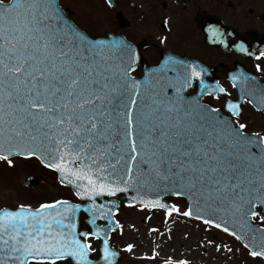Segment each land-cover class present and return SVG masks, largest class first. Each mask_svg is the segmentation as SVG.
Returning a JSON list of instances; mask_svg holds the SVG:
<instances>
[{"label": "snow or ice", "instance_id": "obj_1", "mask_svg": "<svg viewBox=\"0 0 264 264\" xmlns=\"http://www.w3.org/2000/svg\"><path fill=\"white\" fill-rule=\"evenodd\" d=\"M209 31L220 36L215 28ZM236 48L248 51L243 43ZM127 49L124 41H87L61 23L55 0H0V161L12 166L13 156L38 158L59 174L62 184L72 185L76 196L93 200L90 212L96 208V196L127 192L131 181L139 183L144 175L140 166L147 165L149 178L178 180L210 202L208 206L216 205V210L238 218L235 222L242 230L257 231L251 219L259 216L264 221V215L253 210L256 204L264 205V136L246 135L243 123L232 127L231 122L215 119L216 108L198 103L185 107L179 95L163 100L152 93L151 104L144 105L147 111L134 114L143 87L128 75L135 56L129 55L125 67L116 66L119 76L109 62L120 59L115 53L123 56ZM203 71L195 64L184 65L180 86L173 85L177 94L200 79ZM200 83L208 87L203 80ZM226 107L238 115V104L230 102ZM140 204L223 227L194 215L192 206L181 212L159 199H142ZM80 207L56 200L35 210L23 204L15 211L0 209V264H56L66 258L92 264L91 245L79 238L71 222ZM110 211L100 214L110 217ZM91 223L95 224L94 217ZM223 231L230 232L228 227ZM230 234L242 239L234 231ZM79 235H104L102 259L111 264L116 253L109 249L106 233L96 229ZM132 247L127 245V250ZM250 255L264 256V246Z\"/></svg>", "mask_w": 264, "mask_h": 264}, {"label": "rangeland", "instance_id": "obj_2", "mask_svg": "<svg viewBox=\"0 0 264 264\" xmlns=\"http://www.w3.org/2000/svg\"><path fill=\"white\" fill-rule=\"evenodd\" d=\"M60 1L81 28L90 34L100 35L118 31L126 33L125 28L117 24L118 10L134 18L145 14V18H149L145 24L149 25L151 14L163 8V1L182 3L183 0H133L134 12L128 11V0H118L115 6H110L106 0ZM193 1L200 4L202 0ZM136 25L144 27L137 22ZM12 159V166L0 161V208L21 204L35 207L59 198L76 199L71 189L58 181L56 171L46 168L37 158ZM31 175L39 177L35 187L26 185V179ZM166 200L181 212L188 208L185 197L170 195ZM166 213L164 209L128 206L121 201L116 213L121 228L113 232L110 239L111 245L118 246L123 253L119 264H165L168 260H186L188 264H264L262 257L250 255L251 251L239 239L223 229L177 212ZM80 222V227H83V215ZM255 222L261 223L258 218ZM86 239L91 245L92 255L98 257L100 240L95 237ZM129 244L133 246L130 251L127 250ZM56 264L74 263L67 258Z\"/></svg>", "mask_w": 264, "mask_h": 264}, {"label": "flooded vegetation", "instance_id": "obj_3", "mask_svg": "<svg viewBox=\"0 0 264 264\" xmlns=\"http://www.w3.org/2000/svg\"><path fill=\"white\" fill-rule=\"evenodd\" d=\"M128 5V11L134 12L135 2L128 0ZM125 16L128 21L124 34L139 45L145 63L158 64L165 53L188 58L190 65L204 69L200 79L191 82L189 93L201 90L200 100L220 110L236 126L245 124V134L264 136V101L257 98L258 90L264 88V56L255 50L264 47V0H202L200 4L192 0L163 1V8L151 14L149 25L145 24L149 19L145 14L138 18ZM199 17L205 30L198 26ZM207 25L217 29L220 36H212ZM245 35L254 39L249 42L253 51L242 53L225 44L226 39L234 41ZM143 72L141 62L131 73L142 76ZM201 80L207 88L201 87ZM217 87L224 92L214 91ZM230 102L239 105L238 115L234 116L226 107Z\"/></svg>", "mask_w": 264, "mask_h": 264}, {"label": "water", "instance_id": "obj_4", "mask_svg": "<svg viewBox=\"0 0 264 264\" xmlns=\"http://www.w3.org/2000/svg\"><path fill=\"white\" fill-rule=\"evenodd\" d=\"M106 1L108 2L109 5L114 6L117 0H111V2H109V0ZM55 2L60 10L61 23H66L67 25L73 27L74 29L82 33L87 38V41L90 42L124 41L127 43L128 49L126 50V54L121 56L120 52H116L115 55L121 58L115 61H111V60L109 61L111 64H113V68L111 69V71L117 72L118 76L120 75V73L116 66L118 65L120 68H123L126 65H128L130 63L128 59L129 55L134 54L135 56V63L131 65L132 70L140 62L143 61V57L140 53L139 45L128 41L122 33H117V34L109 33L107 35H102V36L90 35L85 30L80 28L72 20V18L67 13V11L62 7L60 0H55ZM4 3H8V1H4ZM116 18L118 25L120 27H124L127 24V19L122 11L117 12ZM198 26L205 30V25H203L201 22V17H199L198 19ZM207 26L212 27V25L211 26L207 25ZM250 41H254V39H252L251 36L245 35V36H238V38L235 39L234 41L231 39L230 40L226 39L225 44L229 45V47L231 48H236V44L243 43L248 51H253L254 49L249 45ZM215 42L217 44H220L218 40H216ZM255 50L256 52L263 51L264 47H258V48L255 47ZM105 54L108 55L107 49L105 50ZM179 62H183V64ZM190 64L191 61L188 58L179 56L177 54L173 55V54L165 53L158 64L148 65L143 61L144 72L142 76H132L130 74V72L132 71L131 70L128 73V75L135 80L141 81L143 85L141 93L137 97V105L136 108L134 109V114L136 111H147L144 105L151 104V100L149 99V97L152 96V93L156 94L155 98L163 99V100H175L179 95L180 97H183L185 107H187L189 103L193 105L198 103L199 105H205L209 108H212L209 105L201 102L200 100L201 90H198L196 94L188 93L191 84L190 86L184 88L179 94H177L175 87H173V85H175L176 87L180 86V77H182L184 74V65H190ZM263 96H264V88H261L258 90V95H257V98L259 99L260 102L264 101ZM213 116L215 119H218L220 121L231 122L232 127H238L235 125L233 121H231L228 117H226L220 110H218L215 114H213ZM253 151H256V149L253 148ZM140 167L142 170H144V175H141L139 177V183H137L136 180L131 181L128 186L127 192H119L112 196L107 194L96 196L94 198L96 208L91 212L88 211V208L93 204V200H89L86 197L81 198L77 196L79 201L60 199V200H67L70 204L81 205L80 209L76 211L75 214L71 217V222L76 224V232L80 239L87 242L85 240V237L80 236L79 234L84 232L91 233L94 232L96 229H101L104 233L107 234L108 247L111 251L116 253V255L111 260V264H118L123 257L120 249L118 247H112L110 244V237L112 232L120 229V224L118 223L115 217L116 211L120 205V199L125 200L127 205L140 204V201L142 199L143 200L159 199L161 203L171 206L173 204L166 201L165 197L169 195L177 196L174 195L175 192L184 193L183 195L180 196L187 198L189 202V206H192L194 209V215L199 214L202 215L205 219H213L215 222L222 224L223 227H228L230 232L232 231L236 232L237 235L242 237V239L240 240L244 243V245L247 244L248 248L251 251L253 249L259 251L260 248L264 246V238H262V233H264V226L255 223L253 221L254 218L251 219V226L252 229H256L257 231H249L246 229L242 230L240 224L238 222H235L236 220H238V218H233L231 215L216 210V205H212L211 207L208 206L210 202L206 203L204 199L200 198L199 193L194 194V190L190 191L188 188L182 187L178 180L174 181V179L171 177L168 180H164L162 178H158L155 176L149 178L147 176L148 166L141 165ZM58 180L60 182L59 174H58ZM38 183H39V178L36 176H29L26 180V184L30 186H36ZM64 185L70 187L75 194V189L72 185H69L67 183H64ZM190 196L192 197V199L189 198ZM117 197H119L120 199H118ZM134 197L135 199H133ZM197 201L199 202L197 203ZM101 205H103V208H100ZM259 206L262 208L261 215H264V205L256 204L253 210L258 212L257 207ZM18 207L16 208L3 207L2 209L15 211L18 209ZM142 207H147V206H142ZM30 208L32 210L36 209L32 207ZM152 208H160V207H152ZM163 209L167 211L166 208ZM109 210H111L110 217L109 215L102 216L100 214L101 212L109 213ZM82 212L85 214L84 222L86 227L80 229L79 217ZM93 217L95 218V224L91 223ZM100 220L104 221V223L100 224L99 223ZM68 222H69L68 220L65 221L66 224ZM94 237L101 240V245L99 248L100 255L99 257L96 258L92 257V250H91L89 252V259L92 261V264H105L104 260L102 259L103 240L105 237L104 235H101L99 237L97 236ZM262 257L264 258V256Z\"/></svg>", "mask_w": 264, "mask_h": 264}]
</instances>
